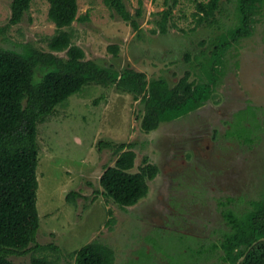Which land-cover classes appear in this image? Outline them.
<instances>
[{
  "label": "rangeland",
  "instance_id": "374dc122",
  "mask_svg": "<svg viewBox=\"0 0 264 264\" xmlns=\"http://www.w3.org/2000/svg\"><path fill=\"white\" fill-rule=\"evenodd\" d=\"M221 1L228 6L227 0ZM77 4V17L87 13L88 19L74 20L65 29L73 33L72 42L83 49L84 59H97L116 69L128 66L145 72L148 79L167 73L169 79L177 80L187 69L183 52L197 46L200 29L190 32L195 26V0H179L166 36L150 31L155 26L150 22L152 13L163 8L162 0H143L140 37L103 0H77ZM48 7L47 0H32L21 21L9 24L10 0H0V45L16 48L18 43L30 42L47 51V37L56 31ZM127 7L133 12L137 0H128ZM112 44L118 45L117 55L108 49ZM241 45L237 56L231 49L226 55L231 69L225 83L216 87L222 98L216 95L197 111L161 123L150 133L140 129L139 100L113 86L92 84L90 88V83L37 124L36 240L58 247L39 254L54 264H74V251L98 240L114 251V264L184 263L183 239L169 231L191 235L190 242L192 236L206 234L202 224L208 223V228L219 225L216 198L227 194L259 197L264 189V134L248 148L230 141L224 130L225 120L246 105V98L264 109V19L249 37L241 39ZM59 54L64 56V52ZM175 58L176 63L169 62ZM100 140L132 142L136 165L148 156L159 167L148 182L147 195L135 205L120 208L100 193L99 176L116 157L112 148L99 149ZM72 190L82 195L68 202L66 195ZM186 209L192 214L200 211L202 217L181 220L179 214H188ZM31 254L10 258L27 264ZM200 262L222 263L216 256Z\"/></svg>",
  "mask_w": 264,
  "mask_h": 264
},
{
  "label": "trees",
  "instance_id": "16d2710c",
  "mask_svg": "<svg viewBox=\"0 0 264 264\" xmlns=\"http://www.w3.org/2000/svg\"><path fill=\"white\" fill-rule=\"evenodd\" d=\"M31 1L10 0L8 23L21 21ZM127 1L103 0L140 37L143 0H137L133 12L128 9ZM47 2L48 17L56 27L55 33L47 37V51L30 42L18 43L16 48L0 45V264H19L10 257L31 251L27 264H54L52 259L39 253L46 249L58 250V247L36 240L39 227L37 124L45 121L58 104L89 83L90 88L94 87L92 84L113 86L141 102L139 126L144 133H150L161 123L197 111L216 95L222 98L216 87L225 83V76L231 69L227 53L231 49L237 56L241 39L249 37L255 25L264 19V0H227L229 4L225 7L221 0H195V26L190 32L194 33L195 27L200 29L195 42L197 46L183 52L187 69L177 80L169 79L167 73L148 79L145 72L128 66L116 69L97 59H84L83 49L72 42L73 33L65 28L74 20H87L88 14L77 17V0ZM178 3L179 0H162L163 8L152 13L150 22L155 24L150 30L152 33L167 35L169 21ZM108 49L113 55L118 54L117 44ZM61 52L64 56L59 54ZM177 61L176 58L169 60L170 63ZM234 65L237 67L238 61ZM223 95L227 94L224 92ZM245 102L244 107L237 106L225 120L224 136L251 148L264 134V109L261 105L251 104L249 98ZM93 103H97V99ZM133 145L132 142H98L99 149L112 148L116 156L112 164L104 166L99 176L100 193L123 209L147 195L148 182L159 172L157 164L148 156L135 164ZM81 195L79 190H72L66 199L72 202ZM202 205L204 202L199 203L200 207ZM215 205L220 223L210 228L208 223L202 224L201 227L208 230L203 236H192L188 242L191 235L168 232L183 239L180 246L184 248L180 249L182 258L187 259L184 263L180 260L173 263L203 264L200 261L216 256L221 264H264V189L259 197L250 199L227 194L216 198ZM186 211L189 215L186 212L184 216L179 214L181 220H187V216L190 219L191 215L202 217L201 208L194 214ZM196 226L199 228V225L193 227ZM113 252L107 244L92 240L74 251V264H114Z\"/></svg>",
  "mask_w": 264,
  "mask_h": 264
},
{
  "label": "water",
  "instance_id": "95a60500",
  "mask_svg": "<svg viewBox=\"0 0 264 264\" xmlns=\"http://www.w3.org/2000/svg\"><path fill=\"white\" fill-rule=\"evenodd\" d=\"M240 259H242V258H240ZM237 264H238V262H237Z\"/></svg>",
  "mask_w": 264,
  "mask_h": 264
}]
</instances>
